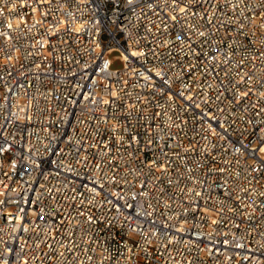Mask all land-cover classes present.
I'll return each mask as SVG.
<instances>
[{"label":"built area","instance_id":"1","mask_svg":"<svg viewBox=\"0 0 264 264\" xmlns=\"http://www.w3.org/2000/svg\"><path fill=\"white\" fill-rule=\"evenodd\" d=\"M0 264H264V0H0Z\"/></svg>","mask_w":264,"mask_h":264}]
</instances>
